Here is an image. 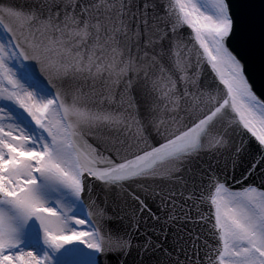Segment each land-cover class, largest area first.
<instances>
[{
    "label": "snow or ice",
    "instance_id": "1",
    "mask_svg": "<svg viewBox=\"0 0 264 264\" xmlns=\"http://www.w3.org/2000/svg\"><path fill=\"white\" fill-rule=\"evenodd\" d=\"M0 264H264V0H0Z\"/></svg>",
    "mask_w": 264,
    "mask_h": 264
},
{
    "label": "water",
    "instance_id": "2",
    "mask_svg": "<svg viewBox=\"0 0 264 264\" xmlns=\"http://www.w3.org/2000/svg\"><path fill=\"white\" fill-rule=\"evenodd\" d=\"M19 2H23V0H19ZM210 73V69L208 70V72L206 73V75H208ZM153 138L155 139H159L156 137L155 133L152 134ZM254 182L256 185H259V180L254 178ZM229 183L231 184L232 188L234 190H240L241 188V184H237L234 181H232L231 179L229 180ZM106 226L109 228H116L117 226H123V222L117 219H112V220H108L106 221Z\"/></svg>",
    "mask_w": 264,
    "mask_h": 264
}]
</instances>
